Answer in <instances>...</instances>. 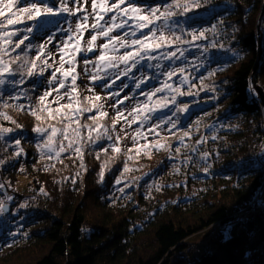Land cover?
<instances>
[{
  "label": "trees",
  "instance_id": "1",
  "mask_svg": "<svg viewBox=\"0 0 264 264\" xmlns=\"http://www.w3.org/2000/svg\"><path fill=\"white\" fill-rule=\"evenodd\" d=\"M133 2L145 9H162L172 0ZM59 19L67 28L75 21L72 16ZM173 20L179 21L175 34L187 43L176 41L164 30L171 46L151 53L163 67H155L157 60H143L122 82L129 87L117 88L119 96H111L117 90L101 87L103 82H97L98 88L91 82L96 86L92 87L89 78L84 80L85 72L76 67L79 76L73 96L88 108L93 107L92 98L98 94L101 110L108 115L95 123L109 129L113 136L112 141H83L82 156L68 150L49 159L46 150L36 147L46 137L32 130L35 126L49 131V126L63 127V121L49 119L45 113L37 121L31 111L38 108L39 96L52 87L47 81L61 63L57 49L69 33L60 39L54 35L52 43L46 45L53 57L44 55L37 61V73L44 67L43 60L51 65L43 76L24 75L23 84L0 89V113L9 117L5 120L0 115V128L12 129L11 133L0 134V184L8 186L7 191L0 189V200L5 202L6 195L15 196L12 204L5 203L10 205L6 215L12 218L0 222V264H17L23 256L30 261L26 264H264V196L257 194L264 183V168L258 161L264 150V113L258 94L264 91V0H211V4L193 9L187 16L178 13ZM31 23L8 26L19 31L15 41L28 35L24 29ZM162 23L158 21L153 27ZM201 30L205 38L193 42L189 32ZM142 34L150 35L147 28L143 33L138 31ZM113 35H123V30ZM131 38L135 37L127 39ZM45 40L46 34L33 33L32 39L25 41L30 47L21 45L12 55L22 53L34 59L36 49ZM178 49L184 50L183 57ZM124 51L130 49H120L117 54ZM172 51H177V58H163ZM76 57L74 62L78 61ZM68 59L65 56V61ZM12 67L18 69L19 65ZM64 67L68 68L66 62ZM180 67L186 69L183 76L188 77V83H180V74L169 82L185 94L178 95L176 105L169 102L168 108L157 111L149 121L131 124L146 140L140 138L135 146L133 142H122L121 132L129 125L121 119L112 131L117 112L110 110L111 101L127 100L124 116L131 121L128 110L146 103L142 91L162 86L167 79L164 73ZM149 76L153 78L142 90L134 87L135 78ZM8 79L20 80L21 76ZM12 93L21 99H10ZM163 95L170 94L158 93L154 100ZM54 97L53 92L46 103ZM67 99L65 96L59 103ZM57 106L49 105L53 109ZM177 106L188 111L175 112ZM92 116H98L95 107L81 115L80 123L94 126ZM168 116L177 122L175 129L169 131L170 124L155 128L157 121ZM149 125L155 128L154 133ZM185 132L189 136H184ZM82 135L87 137V129H82ZM117 135L120 151L115 153L112 145ZM16 139L23 150L19 157L15 155ZM157 144L170 147L156 150ZM144 145L148 146L147 152ZM125 166L130 171L125 172ZM21 175H26L28 182L19 191ZM25 203L27 207L21 208ZM12 230L18 234L10 235Z\"/></svg>",
  "mask_w": 264,
  "mask_h": 264
},
{
  "label": "snow or ice",
  "instance_id": "2",
  "mask_svg": "<svg viewBox=\"0 0 264 264\" xmlns=\"http://www.w3.org/2000/svg\"><path fill=\"white\" fill-rule=\"evenodd\" d=\"M87 0H53V2H36V0H0V89L5 86L15 88L19 84H23L22 77L27 75L28 77H34L35 75L43 76L45 73V68L51 67L47 60H43L42 67L39 73L36 72L37 61H41L44 55L48 57H53V53L48 51L46 48L47 44H51L54 37V30L65 31L69 33L67 39L62 42V46L58 47L57 51L60 54L61 63L55 68L51 73V78L48 79L47 83L52 87L44 92L43 95L39 96V106L36 110H32L31 114L35 117L37 121L41 120V113L47 114L49 119H58V121H63V127L57 128L55 126H49V128H41L40 126L33 127V132L37 133L41 137H46L41 143H38L36 147L44 152V150L49 153L48 158L52 159L53 156L60 157V155L68 150H71L82 156V142L87 140L90 143H96L104 138L109 141L113 140V136L109 129L105 128L102 124L95 123L99 117H106L107 112L102 111L103 105H93L98 111V116H92L91 119L94 122V126L81 124L80 117L85 112H92L93 107L85 108L82 106L73 93L76 91L77 78L79 73L76 72L77 64L80 61H73L72 57H75L78 53L82 51L85 53H91L96 49V41L98 37L105 39V43L99 46L100 52L97 57V62L95 63L94 70L92 71L89 79L92 82L97 80L107 81L106 76H101V71L107 72L109 69H120L117 73L115 79H122L123 77L129 76L134 70L138 69V66L143 60L147 59L149 61L157 60L155 67L157 69L163 67L159 62L158 58L151 55V53L162 49L165 46H171L172 41L168 40L164 34V30H167L171 35L174 36L176 41L182 43H187L182 40V36L175 34V29L179 27V21L173 20V17L179 15L187 16L188 13L193 11V9H199L204 5L211 4V0H172L169 5L150 7L145 9L144 6L137 5L133 0H91L92 12L88 13L85 9V4ZM71 5V6H70ZM10 13V15H5ZM60 16H72L75 17L74 28L68 27L66 29L61 28V24L64 21L59 19ZM92 18V23L89 24V18ZM25 21L32 22L25 27L24 31L28 35L22 36L18 41L14 40V37L19 35V31H12L8 26L24 23ZM158 21H163L162 24L153 27ZM131 28V31L128 29ZM147 28L149 34L138 35V31L143 33V29ZM91 30L90 39L87 41L86 49L81 48V40L83 39L86 32ZM123 30V35H112L113 32H120ZM213 31L215 27L213 26ZM183 32V29H180ZM159 32V37L157 38V33ZM46 34L47 40L41 42L36 49V56L34 59L28 58L22 53H17V49L21 48V45H25V41H30L32 39V34ZM193 42L205 38V31H192L189 32ZM130 37H135L127 39ZM30 46L25 45L28 49ZM222 47V46H221ZM70 49V51H66ZM120 49H130V51H124L122 54H117ZM179 56H184V50L178 49ZM65 56L69 59L65 61ZM7 57V59H6ZM164 59L172 60L177 58V51H172L170 53L164 54ZM80 60L85 65L84 72L88 73V65L93 63L92 60L87 58L86 55L81 56ZM65 62L68 64V68L65 69ZM18 64V69H13L12 65ZM149 68L153 67L152 64L148 65ZM186 71L184 67L173 68L170 71L164 73L167 77L162 83V86L149 89L148 91H142L143 96L146 98V103L137 104L134 108L128 110V115L132 116V120L129 121L126 116H124V111L118 106L124 102V100H118L112 105V107L117 108L116 118L113 121L112 131H115L116 123L123 119L129 126L133 123L143 124L151 119L157 111H163L168 108L169 102L171 104H177V96L184 95L181 87L174 86L171 81L174 76L180 74L182 79L181 84L188 83V77L183 76ZM59 74V75H57ZM214 74V73H210ZM21 76L20 80H9L8 77ZM134 78V77H132ZM153 77L149 76L147 79L135 78L137 82L134 87L136 89L142 90V86H146L148 81ZM115 79L112 83H104L101 87L111 88ZM127 84H122L121 89L128 88ZM64 90L61 92V90ZM89 91H92L90 88ZM55 93V97L52 101H47V97ZM158 93H168L170 95H163L159 99H155ZM3 92H0V96ZM111 96H119L120 91L117 90L110 94ZM67 97V102L60 104L59 101ZM10 99H21V96L17 93H12L9 96ZM101 97L99 95L95 96L96 101H100ZM124 99H130V97L125 96ZM85 101L89 98L85 97ZM51 103H57L58 106L53 109L49 107ZM77 105L73 107V105ZM4 107L9 105L4 104ZM15 107L20 110H24L21 105H16ZM68 109V112H63L62 110ZM187 108L176 107L175 112H187ZM3 115L5 120H8L7 115ZM13 123H15L13 121ZM163 124H170L171 131L177 127V122L172 119L171 116L163 118L161 121H157L155 128L162 127ZM75 125V126H73ZM17 127H21L17 125ZM151 125H149V131H155ZM82 129H87L88 135L84 137L82 135ZM123 131V128L121 129ZM11 128H0V134L11 133ZM93 132L96 133L93 136ZM159 135V132L156 133ZM184 136H189L188 132L184 133ZM137 137L142 139H147L143 133L137 129L133 135L134 146L138 144ZM215 139V137H213ZM65 141L67 143L65 144ZM120 142L119 135L116 136L115 142L112 145V151L118 153L120 148L118 147ZM203 141H197V143H202ZM15 155L19 157L23 151L20 148V140H15ZM180 143H183L181 140ZM58 145V147H54ZM156 150L168 149V145H155ZM104 152L108 151V148L102 149ZM143 150L148 151V146L144 145ZM132 149H129L131 152ZM178 153L180 148H175ZM195 151V149L193 150ZM140 148L137 149V155H139ZM207 153L204 154V158L207 157ZM132 157H129L131 159ZM3 161H0L2 164ZM125 172L130 171L126 166L123 169ZM207 172V169H205ZM103 171L100 173L101 181L103 180ZM117 184L121 183L120 180L116 181ZM4 185L0 184V189H3ZM11 200L12 197H7ZM21 208L27 207V204H21ZM7 205L4 201L0 200V222L6 214ZM21 219L23 217H20ZM10 235H16L14 230L9 232Z\"/></svg>",
  "mask_w": 264,
  "mask_h": 264
},
{
  "label": "rangeland",
  "instance_id": "3",
  "mask_svg": "<svg viewBox=\"0 0 264 264\" xmlns=\"http://www.w3.org/2000/svg\"><path fill=\"white\" fill-rule=\"evenodd\" d=\"M71 6V5H70ZM85 9H86V11L88 12V13H91L92 12V8H91V0H87V3L85 4ZM76 19V18H75ZM27 22V21H26ZM92 23V18H91V16H90V18H89V24H91ZM72 27L74 28V23H73V25H72ZM61 28L62 29H66L67 27L65 26V25H63V24H61ZM64 34H67V32L65 33V31H60V30H57V31H55V36H58V39H60V38H62L63 36L62 35H64ZM112 35H113V33H112ZM90 36H91V30H89L88 32H86L85 33V35H84V37H83V39L81 40V48L82 49H86V47H87V41L90 39ZM64 40H66V39H64ZM64 40H62V42L64 41ZM62 42H61V44H62ZM106 41H105V39L104 38H102V37H98V39H97V41H96V49H97V54L93 57V56H89L88 55V53H85V52H81V53H78L77 54V59H78V61H80L78 64H77V66L80 68V70L81 71H83L84 72V68H85V65H84V63L82 62V60H80V57L81 56H84V55H86L87 56V58H89L90 60H92L93 61V63H91V64H89L88 65V73L87 74H85V78H84V80H86L87 78H89L90 77V75H91V73H92V71L94 70V67H95V63L97 62V57H98V55H99V52H100V48H99V46L100 45H102L103 43H105ZM67 51H70V49H67ZM74 58L75 57H73L72 59L74 60ZM122 68H121V66H120V69L119 70H117V69H109L107 72H103V71H101V73H100V75L101 76H106L108 79H107V81H104V80H97V81H95V82H93L96 86H97V88H98V83H100V82H103V83H112L113 82V80L116 78V76H117V73L121 70ZM130 75V74H129ZM126 81V77H125V79L123 80V81H119L118 79H115V82L113 83V86L111 87L112 89H116V90H118L117 88H119L121 85H122V82H125ZM88 82L91 84V86L92 87H96V86H94V85H92V81H90V80H88ZM98 82V83H97ZM142 87H144V86H142ZM110 88V89H111ZM107 89H109V88H107ZM109 89V90H110ZM98 95V94H97ZM96 96V95H95ZM95 96L92 98V99H94V105H101V103H100V101H102V99H100V101H96L95 100ZM114 103H116V100L114 101ZM112 101H111V104L113 105L114 104ZM128 104V101L126 100V102H123L122 104H120L118 107L120 108V109H122L123 111H125V109H128V108H126V105ZM110 110H112V111H115V112H117V108H114V107H111V109ZM153 133L155 132V131H152ZM122 133V136H123V140H122V142H124V143H132L133 142V135L135 134V131L129 126L125 131H123V132H121ZM137 140H140V137H137ZM138 143H140V142H138ZM49 154V153H48ZM27 176L26 175H21V177H20V180H19V183H18V185H17V189L19 190V191H21V190H23V188L25 189V187H26V185H27ZM6 195V194H5ZM7 197H12V199L11 200H8L7 199ZM14 198H15V196H12V195H9V196H5V203H9V204H12V202H13V200H14ZM5 217H8L9 219H11L12 218V216H11V214H8V215H6L5 214ZM4 217V218H5ZM195 253L197 254L198 252L197 251H195ZM24 257L25 256H23V258H21L20 260H18L16 263L17 264H20L21 263V261H23L25 264L26 263H29L30 261H29V259L28 258H25L24 259Z\"/></svg>",
  "mask_w": 264,
  "mask_h": 264
},
{
  "label": "water",
  "instance_id": "4",
  "mask_svg": "<svg viewBox=\"0 0 264 264\" xmlns=\"http://www.w3.org/2000/svg\"><path fill=\"white\" fill-rule=\"evenodd\" d=\"M51 1H53V0H51ZM97 52H98L97 49H95L93 52L88 53V55L94 57L97 54ZM258 94H259V98H260V101H261V104H262V108H263V113H264V91L259 90ZM262 154H263V159H264V150H263ZM4 190L5 191L8 190V186L7 185L4 186ZM6 205H7L6 213H9L10 212V205L9 204H6Z\"/></svg>",
  "mask_w": 264,
  "mask_h": 264
},
{
  "label": "built area",
  "instance_id": "5",
  "mask_svg": "<svg viewBox=\"0 0 264 264\" xmlns=\"http://www.w3.org/2000/svg\"><path fill=\"white\" fill-rule=\"evenodd\" d=\"M258 161L262 164V166H263V168H264V164H263V162H262V160H261V157L258 158ZM257 194L260 195V196H264V183H263V185L258 189ZM196 251L199 252V250H196Z\"/></svg>",
  "mask_w": 264,
  "mask_h": 264
}]
</instances>
